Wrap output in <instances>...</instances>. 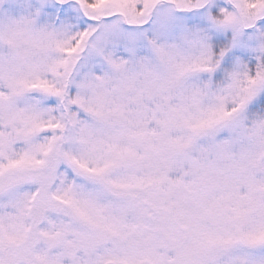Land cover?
I'll return each instance as SVG.
<instances>
[{"label": "snow or ice", "instance_id": "obj_1", "mask_svg": "<svg viewBox=\"0 0 264 264\" xmlns=\"http://www.w3.org/2000/svg\"><path fill=\"white\" fill-rule=\"evenodd\" d=\"M0 264H264V0H0Z\"/></svg>", "mask_w": 264, "mask_h": 264}]
</instances>
